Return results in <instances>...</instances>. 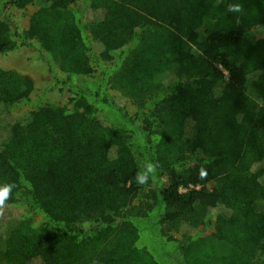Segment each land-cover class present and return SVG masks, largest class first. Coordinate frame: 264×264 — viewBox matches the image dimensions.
Here are the masks:
<instances>
[{"label": "trees", "instance_id": "1", "mask_svg": "<svg viewBox=\"0 0 264 264\" xmlns=\"http://www.w3.org/2000/svg\"><path fill=\"white\" fill-rule=\"evenodd\" d=\"M24 47L47 80L0 66V264H264V0H0Z\"/></svg>", "mask_w": 264, "mask_h": 264}, {"label": "rangeland", "instance_id": "2", "mask_svg": "<svg viewBox=\"0 0 264 264\" xmlns=\"http://www.w3.org/2000/svg\"><path fill=\"white\" fill-rule=\"evenodd\" d=\"M34 9L35 7L33 6H27V11L23 16L21 15L22 10L14 6H10L7 9V12L11 14L14 19H18L17 25L20 29H23L28 25L29 15L31 14V12H33ZM0 66L3 69H14L20 73L29 75L37 86H40L43 82L45 83V81L47 80V71L43 62L36 59L34 51L25 47L19 48L16 51L8 52L7 54L0 56ZM51 97L63 103L65 102L67 94H58L54 92L53 94H51ZM28 110V106L21 105L18 108H14L9 113L3 114L2 118L4 117V119L8 118L14 120L22 115L25 116ZM206 185L211 186L212 183L208 182ZM5 212L6 211L0 212V216L6 215ZM171 232L175 236H179L177 231L172 230Z\"/></svg>", "mask_w": 264, "mask_h": 264}, {"label": "clouds", "instance_id": "3", "mask_svg": "<svg viewBox=\"0 0 264 264\" xmlns=\"http://www.w3.org/2000/svg\"><path fill=\"white\" fill-rule=\"evenodd\" d=\"M217 3H220L221 0H216ZM228 12L231 13H239L242 11V6L240 4H229L227 5ZM156 165L153 163H147L143 166L142 170L137 172L136 174V182L138 184H146L149 181V178L152 174L156 172ZM207 173L204 170H201L200 177L203 179L206 177ZM14 185L11 184H4L0 185V209H3L5 206V202L10 198L12 188Z\"/></svg>", "mask_w": 264, "mask_h": 264}]
</instances>
